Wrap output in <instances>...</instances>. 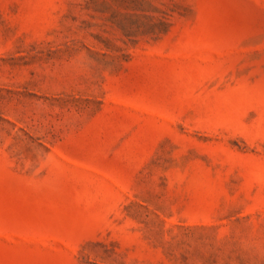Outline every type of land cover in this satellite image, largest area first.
Instances as JSON below:
<instances>
[{
    "label": "rangeland",
    "instance_id": "rangeland-1",
    "mask_svg": "<svg viewBox=\"0 0 264 264\" xmlns=\"http://www.w3.org/2000/svg\"><path fill=\"white\" fill-rule=\"evenodd\" d=\"M0 264H264V0H0Z\"/></svg>",
    "mask_w": 264,
    "mask_h": 264
}]
</instances>
